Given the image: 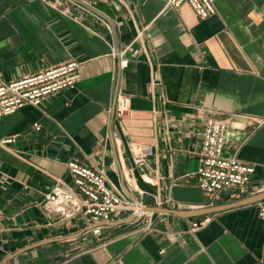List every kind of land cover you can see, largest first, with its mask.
<instances>
[{
  "label": "crops",
  "instance_id": "crops-1",
  "mask_svg": "<svg viewBox=\"0 0 264 264\" xmlns=\"http://www.w3.org/2000/svg\"><path fill=\"white\" fill-rule=\"evenodd\" d=\"M165 4L0 0L4 80L80 63L75 86L0 119V138L15 137L0 145V264H264V188L251 192L264 184V0H214L206 18ZM118 92L129 116L115 115ZM209 118L227 124L224 154L255 171L248 189L202 206L197 152ZM124 141L149 149L154 193H140ZM73 158L104 170L128 198L174 212L150 211L146 232L129 213L63 218L42 202L55 177L72 181L63 161Z\"/></svg>",
  "mask_w": 264,
  "mask_h": 264
},
{
  "label": "built area",
  "instance_id": "built-area-1",
  "mask_svg": "<svg viewBox=\"0 0 264 264\" xmlns=\"http://www.w3.org/2000/svg\"><path fill=\"white\" fill-rule=\"evenodd\" d=\"M53 4L55 2L53 1ZM182 4H188L200 18L214 14V0H166L165 6L178 9ZM124 64L127 61H123ZM79 62L75 59L55 64V66L40 67V69L24 76L4 80L0 76V119L11 115L14 111L28 104L38 107L42 102L62 89L75 86L79 78ZM116 117L129 116L131 113L128 97L122 92L116 95ZM33 128L40 130L39 121H33ZM201 144L197 152L199 165L197 168V186L204 196L205 205H214L229 189H248L254 170V165L243 162L236 156L224 154L227 124L224 120L209 118L202 127ZM15 141V137L0 138V145ZM129 146L132 159L138 172L145 181L150 168L147 160L149 149L131 143ZM66 171L72 181L55 177V183L43 196L45 208L59 214L63 218H72L81 214L87 220L105 221L122 213L133 215L134 222H141L143 232L152 229V212L146 211V205L141 199H130L117 188L104 170L86 165L78 159L63 161ZM133 177V175H132ZM134 178V177H133ZM132 178L127 176L129 181ZM135 180V178H134ZM264 188L257 186L251 192H259ZM147 192L140 190L141 194ZM154 201L162 205V201L154 195ZM256 213L264 222V200L256 203ZM209 218L194 221L192 229L203 226Z\"/></svg>",
  "mask_w": 264,
  "mask_h": 264
},
{
  "label": "water",
  "instance_id": "water-1",
  "mask_svg": "<svg viewBox=\"0 0 264 264\" xmlns=\"http://www.w3.org/2000/svg\"><path fill=\"white\" fill-rule=\"evenodd\" d=\"M94 7L101 9L109 17L113 16L111 10H109V8L107 6H105L102 2H96ZM123 147H124V152L126 155V161H128V163L130 165L131 175H133L136 182L138 183V185H140L142 187V189L154 193L155 189H153V187L147 181L144 180L142 175L139 174L138 169L136 168L135 163L132 159L129 146L127 145V143L125 141L123 142ZM145 210L146 211H169V212L171 211L168 208H163V207L159 208V207H152V206L146 207ZM171 212H174V211H171Z\"/></svg>",
  "mask_w": 264,
  "mask_h": 264
}]
</instances>
